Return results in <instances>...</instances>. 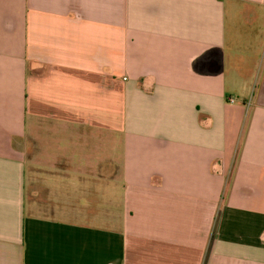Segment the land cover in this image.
Segmentation results:
<instances>
[{"label":"crops","instance_id":"crops-1","mask_svg":"<svg viewBox=\"0 0 264 264\" xmlns=\"http://www.w3.org/2000/svg\"><path fill=\"white\" fill-rule=\"evenodd\" d=\"M0 264H264V0H0Z\"/></svg>","mask_w":264,"mask_h":264},{"label":"built area","instance_id":"built-area-1","mask_svg":"<svg viewBox=\"0 0 264 264\" xmlns=\"http://www.w3.org/2000/svg\"><path fill=\"white\" fill-rule=\"evenodd\" d=\"M232 102H234V100H232Z\"/></svg>","mask_w":264,"mask_h":264}]
</instances>
